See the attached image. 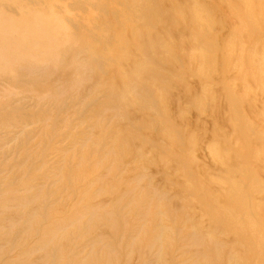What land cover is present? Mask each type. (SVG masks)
<instances>
[{"label":"rangeland","instance_id":"rangeland-1","mask_svg":"<svg viewBox=\"0 0 264 264\" xmlns=\"http://www.w3.org/2000/svg\"><path fill=\"white\" fill-rule=\"evenodd\" d=\"M0 14V264H264V0Z\"/></svg>","mask_w":264,"mask_h":264},{"label":"bare ground","instance_id":"bare-ground-1","mask_svg":"<svg viewBox=\"0 0 264 264\" xmlns=\"http://www.w3.org/2000/svg\"><path fill=\"white\" fill-rule=\"evenodd\" d=\"M2 15L0 14V27H1V25H2V22H3V19H2ZM49 19V18H48ZM30 24V23H29ZM29 24H26L25 22H23V24L20 22V23H10V24H8V26H7V28H6V30L4 31V32H6V34H9V35H14L16 32H20L23 28L24 29H27L30 25ZM42 34V33H41ZM45 35V34H44ZM7 37V36H6ZM11 40H13L12 38H9V39H6L5 40V37H1L0 38V42H3V43H7V45H9V46H11L12 48H16V46L18 45V44H15L14 42H12ZM19 46V45H18ZM29 48V46L26 44H22V45H20L19 47H18V51H20V52H18V55L16 54V57H15V59H16V61H18V60H22V57H20L21 56V51L22 52H24L25 50H27ZM0 60H2V58H0ZM28 64V63H27ZM31 64V63H30ZM195 81V80H194ZM193 81V82H194ZM214 93H218V90H216V89H214ZM212 152H214L213 154H211L210 153V155H209V157H211V158H216V159H218V155L220 154L219 152H217V151H212ZM219 157H221V156H219ZM204 162H206V161H204ZM220 187V184L217 186V188H219ZM225 188V187H224ZM197 239H198V236H197V234L194 236V241H197ZM232 257H233V255L231 256V255H228L226 252H224V253H222L221 255H219V258L220 259H222V262H223V264H234L235 263V261H236V259L237 258H235L234 260H232ZM124 263V260L121 262V264H123Z\"/></svg>","mask_w":264,"mask_h":264}]
</instances>
